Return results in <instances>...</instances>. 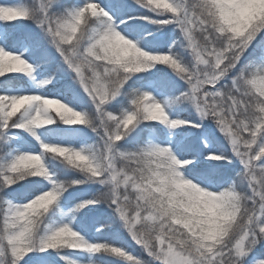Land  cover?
Segmentation results:
<instances>
[{
	"label": "snow or ice",
	"instance_id": "6c2138e0",
	"mask_svg": "<svg viewBox=\"0 0 264 264\" xmlns=\"http://www.w3.org/2000/svg\"><path fill=\"white\" fill-rule=\"evenodd\" d=\"M0 264H264V0H0Z\"/></svg>",
	"mask_w": 264,
	"mask_h": 264
},
{
	"label": "trees",
	"instance_id": "16d2710c",
	"mask_svg": "<svg viewBox=\"0 0 264 264\" xmlns=\"http://www.w3.org/2000/svg\"><path fill=\"white\" fill-rule=\"evenodd\" d=\"M135 251L139 252V249L138 248H134Z\"/></svg>",
	"mask_w": 264,
	"mask_h": 264
},
{
	"label": "rangeland",
	"instance_id": "374dc122",
	"mask_svg": "<svg viewBox=\"0 0 264 264\" xmlns=\"http://www.w3.org/2000/svg\"><path fill=\"white\" fill-rule=\"evenodd\" d=\"M13 75H19V74H13Z\"/></svg>",
	"mask_w": 264,
	"mask_h": 264
}]
</instances>
